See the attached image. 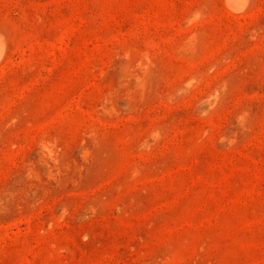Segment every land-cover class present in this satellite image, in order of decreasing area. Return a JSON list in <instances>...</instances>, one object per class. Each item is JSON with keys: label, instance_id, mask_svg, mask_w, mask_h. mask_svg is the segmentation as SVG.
<instances>
[{"label": "rangeland", "instance_id": "374dc122", "mask_svg": "<svg viewBox=\"0 0 264 264\" xmlns=\"http://www.w3.org/2000/svg\"><path fill=\"white\" fill-rule=\"evenodd\" d=\"M246 1L0 0V264H264Z\"/></svg>", "mask_w": 264, "mask_h": 264}, {"label": "bare ground", "instance_id": "6f19581e", "mask_svg": "<svg viewBox=\"0 0 264 264\" xmlns=\"http://www.w3.org/2000/svg\"><path fill=\"white\" fill-rule=\"evenodd\" d=\"M228 1V4L233 7L234 9L236 8H242L245 4H246V0H227ZM229 6V7H230ZM247 6V5H246ZM246 8V7H245ZM238 11H241V10H238ZM243 12V11H242ZM5 49V48H4ZM2 45H1V39H0V56H1V53H2ZM6 68V64L2 66V69H5Z\"/></svg>", "mask_w": 264, "mask_h": 264}]
</instances>
